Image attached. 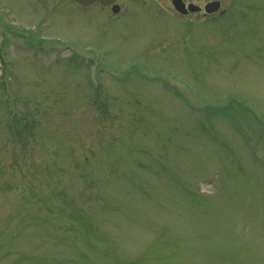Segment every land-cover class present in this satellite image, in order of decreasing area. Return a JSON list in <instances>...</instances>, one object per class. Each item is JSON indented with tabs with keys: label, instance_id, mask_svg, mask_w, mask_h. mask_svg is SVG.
Instances as JSON below:
<instances>
[{
	"label": "rangeland",
	"instance_id": "1",
	"mask_svg": "<svg viewBox=\"0 0 264 264\" xmlns=\"http://www.w3.org/2000/svg\"><path fill=\"white\" fill-rule=\"evenodd\" d=\"M158 1L0 0V264H264V0Z\"/></svg>",
	"mask_w": 264,
	"mask_h": 264
},
{
	"label": "water",
	"instance_id": "2",
	"mask_svg": "<svg viewBox=\"0 0 264 264\" xmlns=\"http://www.w3.org/2000/svg\"><path fill=\"white\" fill-rule=\"evenodd\" d=\"M76 3H78L80 6L86 7L90 6L96 2L99 4L106 6L111 5L116 0H74ZM172 6L173 8L181 15H186L187 12L195 13L200 11V7H197L193 4H189L187 7L185 6L184 2L182 0H172ZM220 8V3L218 1L209 2L204 6V11L206 14H212L216 11H218ZM118 11L117 6H113L112 12L113 14H116Z\"/></svg>",
	"mask_w": 264,
	"mask_h": 264
},
{
	"label": "flooded vegetation",
	"instance_id": "3",
	"mask_svg": "<svg viewBox=\"0 0 264 264\" xmlns=\"http://www.w3.org/2000/svg\"><path fill=\"white\" fill-rule=\"evenodd\" d=\"M165 2H170V0H164ZM164 1L163 0H160L157 2V5L159 6H162L163 5V9L165 10V12H169L168 9H165V4H164ZM183 1V0H182ZM220 1L221 3V0H218ZM184 2V1H183ZM185 3V2H184ZM189 3H185V5H188ZM222 4V3H221ZM97 6V9L101 12V13H113L112 12V8L113 6H117L118 7V11L117 13H122L123 11V7H124V4L122 3V0H116L113 4L111 5H107V6H103L99 3H95L91 6ZM142 7V6H141ZM138 8V7H137ZM174 13H177L176 11L173 10ZM188 14H186L185 16H188L190 15V12H187ZM195 14H201V16H203L204 18L208 17V15H205L204 14V10H201V11H198V12H195ZM213 16V15H212Z\"/></svg>",
	"mask_w": 264,
	"mask_h": 264
}]
</instances>
